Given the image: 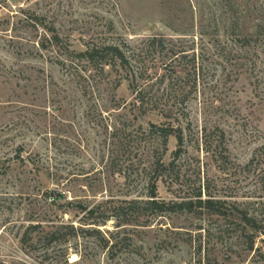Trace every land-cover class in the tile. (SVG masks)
<instances>
[{"label": "rangeland", "instance_id": "obj_1", "mask_svg": "<svg viewBox=\"0 0 264 264\" xmlns=\"http://www.w3.org/2000/svg\"><path fill=\"white\" fill-rule=\"evenodd\" d=\"M104 33L133 48L164 38L140 84L167 92L168 118L139 115L123 73L63 62L67 44L84 51ZM150 125L180 131L181 155ZM152 151L173 163L158 200L188 202L198 188L204 199L208 186L222 214L256 218L253 248L206 210L145 205ZM49 191L63 199L51 205ZM42 218L76 233L25 235ZM263 229L264 0H0V264H264Z\"/></svg>", "mask_w": 264, "mask_h": 264}, {"label": "trees", "instance_id": "obj_2", "mask_svg": "<svg viewBox=\"0 0 264 264\" xmlns=\"http://www.w3.org/2000/svg\"><path fill=\"white\" fill-rule=\"evenodd\" d=\"M50 41L55 46H61L62 39L55 34L52 30ZM164 38H149L143 46L140 47H132L127 41L118 36H111L108 34H99L96 38L91 39L90 42L86 45L84 51L76 52L71 50L70 44L65 46V51L68 54L63 62H69L71 68H78L79 65H82L84 70H91L89 75H91L92 70H99L104 73L105 68L110 71H114L115 73H123L124 80L129 83V87L131 89L134 106L138 110L139 115H145L152 111H157L164 118H168V111H166V105L164 103L165 96L167 92L162 89L160 86H157L154 89V84L143 85L140 84L141 81L146 80V78H150V75L153 73L151 68L145 62L143 57L148 53H155L160 55L164 53L165 48L163 46ZM77 63V64H76ZM74 66V67H73ZM162 70H168L165 64L160 66ZM122 78V77H121ZM120 81V80H119ZM167 109H170L168 107ZM183 114V113H182ZM150 130L155 131L156 138L158 141V146H161L166 151L167 141L170 136H175L178 143V150L173 153L174 157H178L182 153V145H183V135L180 131L174 130L173 128H165L158 127L156 125H150ZM116 145L123 143L126 141L125 138L121 139L119 137H115ZM120 140V141H119ZM154 151V150H153ZM153 151L150 153L151 162L150 165V174L153 176H149V194L148 200L144 201V204L147 205L156 215H162L167 211H175L174 209H183L188 207H196L197 209L206 210L213 216L221 217L224 219L226 224L240 225L242 226V231L240 234L236 235L235 238L240 239L244 238L249 248L252 249L255 242V235L251 234V232L247 231V229H254V225L256 224V218L254 216H248L246 213L242 214H222V209H225V205L227 204L224 200L220 198H216L211 193L208 192V186H203L204 199H202L201 189L198 188L197 193L194 196V200H188V202L183 201L180 203H171L167 204L157 199L156 194V183L158 180L164 179V177H168L172 171L173 163L170 162L166 164L164 161L159 159H155V155ZM206 152H212L208 147L205 146ZM219 153V159H221V163L226 162V158L223 157L221 151H216ZM216 152H212L213 157L217 154ZM149 159V161H150ZM172 181V180H171ZM54 192L49 191L46 193L47 199L51 202V205H55L63 199L61 194H56ZM142 202L139 201H129L125 204L128 205L125 208V212L128 209H131V206L138 205ZM69 204V203H68ZM60 207V205H59ZM130 207V208H129ZM172 208V209H171ZM83 212L87 211V214H92L97 207H91L87 210V208H80ZM121 214H124V208L119 207ZM119 214V213H118ZM41 222L31 223L27 226V232L25 235L30 236L33 234H44L45 239L47 238L48 243L55 242V235L59 234L63 230L72 231L76 233L73 225H67L63 222L56 224L54 221H49L48 219H41ZM45 222V225L42 224ZM104 223V222H103ZM126 223V222H125ZM261 234H264V229L260 231ZM30 243H32L33 239H29ZM22 244L27 243L25 238L22 239ZM264 245V238L261 240Z\"/></svg>", "mask_w": 264, "mask_h": 264}, {"label": "bare ground", "instance_id": "obj_3", "mask_svg": "<svg viewBox=\"0 0 264 264\" xmlns=\"http://www.w3.org/2000/svg\"><path fill=\"white\" fill-rule=\"evenodd\" d=\"M77 258L75 256H73V259L72 260H76Z\"/></svg>", "mask_w": 264, "mask_h": 264}]
</instances>
